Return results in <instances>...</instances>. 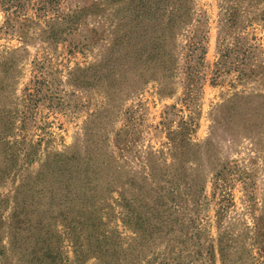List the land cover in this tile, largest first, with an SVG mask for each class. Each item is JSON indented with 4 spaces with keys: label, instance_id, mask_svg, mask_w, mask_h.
<instances>
[{
    "label": "rangeland",
    "instance_id": "374dc122",
    "mask_svg": "<svg viewBox=\"0 0 264 264\" xmlns=\"http://www.w3.org/2000/svg\"><path fill=\"white\" fill-rule=\"evenodd\" d=\"M171 4L0 0V264H264V0Z\"/></svg>",
    "mask_w": 264,
    "mask_h": 264
},
{
    "label": "trees",
    "instance_id": "16d2710c",
    "mask_svg": "<svg viewBox=\"0 0 264 264\" xmlns=\"http://www.w3.org/2000/svg\"><path fill=\"white\" fill-rule=\"evenodd\" d=\"M172 16L174 14H179V10H180V7L182 6H185V0H172ZM175 13H174V12ZM179 16L176 15L174 16V18H168L166 21V23H170V28L168 29V34H164L162 36V40L165 41L167 38L170 37V34H171V31L173 30V27H175L176 25H178L182 20L181 19H177ZM161 197V196H160ZM153 198L152 202H153V206L151 207V210H154L156 211L157 210V207H161L162 206V203L159 202V198ZM151 214L153 213V211L150 212Z\"/></svg>",
    "mask_w": 264,
    "mask_h": 264
}]
</instances>
